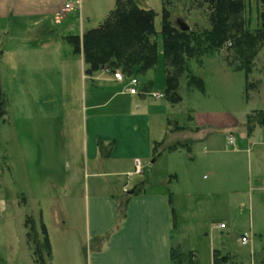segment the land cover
I'll use <instances>...</instances> for the list:
<instances>
[{"label":"rangeland","instance_id":"rangeland-1","mask_svg":"<svg viewBox=\"0 0 264 264\" xmlns=\"http://www.w3.org/2000/svg\"><path fill=\"white\" fill-rule=\"evenodd\" d=\"M136 1L157 14L158 60L144 73L127 76L120 69L125 81L118 82L107 71L86 75L83 53L75 54L62 38V34H79L80 16L84 29L98 27L117 0L68 2L60 8L59 19L69 13L70 21L52 22L51 28L16 16L11 1L4 0L0 11V264H87V255L106 241L90 242L87 237L85 204L98 185L103 188L108 182L101 172L111 146V162L137 158L134 165L129 163L132 172L112 178L118 191L116 205L118 201L126 205V196L132 195L126 192L131 189L172 193L174 239L194 250L199 264H214L215 249L228 253L225 264H261L264 127L248 136L243 123L248 114L264 110V46H259L250 74L258 86L250 89L249 96L245 72L228 67L229 43L202 60L190 61L192 73L204 80L205 89L183 79L180 100L171 101L165 92L163 7L171 11L175 25L182 21L190 28L207 27L206 15L194 0ZM244 3L243 20L253 31L261 24V3ZM129 77L139 79L136 95L127 94ZM197 113L204 117L228 113L236 118V126L232 130L208 126L206 130L216 136L208 143L200 139L205 127L198 124ZM168 121H177L180 129L171 130ZM161 139L160 150L186 140L190 149L158 155L153 146ZM42 222L51 241V256Z\"/></svg>","mask_w":264,"mask_h":264},{"label":"trees","instance_id":"trees-1","mask_svg":"<svg viewBox=\"0 0 264 264\" xmlns=\"http://www.w3.org/2000/svg\"><path fill=\"white\" fill-rule=\"evenodd\" d=\"M260 25L255 30L246 27L243 20L244 0H194L195 7L203 10L207 18V27H193L182 30L174 24L171 11L164 5L162 12L163 55L166 64L165 92L174 102L179 101V84L183 79L188 85L200 90L205 89L204 80L192 73L190 61L202 60L210 52L228 45L232 53L226 58L231 70H243L246 75V95L251 88L258 86L250 78L259 46H264V0H260ZM156 12L138 5L136 0H117L114 9L103 22L95 28L86 29L82 35H66L65 40L75 54L83 53L86 75L98 71L114 73L123 70L127 76L134 71L146 72L155 67L158 60V43L155 39ZM227 47V48H228ZM2 50H0V61ZM1 94V83H0ZM177 121H168L171 130H179ZM248 136H253L258 127H264V110L247 115L243 123ZM163 139L155 140L154 153L173 152L178 149L189 150L191 142H177L160 150ZM112 147V146H111ZM108 156V155H107ZM105 156V157H107ZM170 213L175 229V209L173 196L169 193ZM118 221L126 216V205L117 203ZM118 223V228H119ZM42 233L46 250L52 255V245L47 227L42 222ZM264 264V250L261 253ZM172 264H199L198 256L192 249H186L173 238L171 244ZM228 254L216 251L214 264H225Z\"/></svg>","mask_w":264,"mask_h":264},{"label":"crops","instance_id":"crops-1","mask_svg":"<svg viewBox=\"0 0 264 264\" xmlns=\"http://www.w3.org/2000/svg\"><path fill=\"white\" fill-rule=\"evenodd\" d=\"M10 1L12 11L16 16L23 15L27 17L28 21L33 22V25L44 23L48 28H51L49 26H55L54 23L57 21L59 23L62 21V25L68 24L71 16L69 13L62 14L60 20V8L68 2L77 0ZM2 4H4V0H0V11ZM83 24L84 20L80 16V35L87 29H84ZM65 37L66 34H62V38L65 39ZM72 57H74L73 54ZM83 68L85 69V64ZM195 117L198 124L205 127L199 132L200 139L208 143L214 142L216 137L206 130L208 126L232 130L237 121L234 116L228 113H222L216 117L208 115L204 117L197 113ZM113 151L112 146L104 160L105 168L101 172L108 181L107 184L103 188L98 185L97 193L93 192L94 194L88 195L85 204L87 237L90 242L106 239L100 249L91 251L87 255V264H172L171 244L176 228H173L171 219L169 192L159 189L150 191L144 187L137 193L127 195L125 198V202H127L126 216L118 228V210L115 198L118 191L114 187L112 178L132 172L128 169L129 163L134 165L137 158L134 160L131 157L120 158V164L111 162ZM112 187H114L113 192H111ZM125 189H127L126 185L123 186V192L128 190L124 191ZM215 251L228 254L222 253L220 249H215L213 255Z\"/></svg>","mask_w":264,"mask_h":264},{"label":"built area","instance_id":"built-area-1","mask_svg":"<svg viewBox=\"0 0 264 264\" xmlns=\"http://www.w3.org/2000/svg\"><path fill=\"white\" fill-rule=\"evenodd\" d=\"M67 8L70 7V4L66 6ZM113 78L118 82H124L125 78L124 75L120 70H117L113 73ZM128 93L131 95H136L138 93V85H139V79L137 77H129L128 79ZM220 227L224 228V223L220 224ZM243 241H247V237H244L242 239Z\"/></svg>","mask_w":264,"mask_h":264},{"label":"water","instance_id":"water-1","mask_svg":"<svg viewBox=\"0 0 264 264\" xmlns=\"http://www.w3.org/2000/svg\"><path fill=\"white\" fill-rule=\"evenodd\" d=\"M177 26L180 27L182 30H185V31L190 29V27L182 21H178ZM134 192H135V190L131 189V190H128L127 193L128 194H134Z\"/></svg>","mask_w":264,"mask_h":264}]
</instances>
